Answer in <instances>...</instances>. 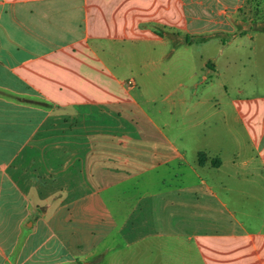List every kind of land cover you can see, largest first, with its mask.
I'll return each instance as SVG.
<instances>
[{"label": "crops", "instance_id": "crops-1", "mask_svg": "<svg viewBox=\"0 0 264 264\" xmlns=\"http://www.w3.org/2000/svg\"><path fill=\"white\" fill-rule=\"evenodd\" d=\"M244 3L0 0V264H194L184 250L194 251L199 264H264V89L231 101L249 154L241 165L230 163L234 172L224 181L218 180L228 163L221 151L203 150L188 160L175 145L161 141L144 147L140 141L114 144L104 150L102 131L96 128L89 144L85 123V112L95 110L96 118L102 108L127 121V112L137 105L131 91L139 84L120 79L117 59L111 65L104 59L105 54L116 58L124 50L118 52L117 44L141 42L151 45L150 51L161 47L162 59L176 52L172 46H202L213 39L220 44V57L223 33L233 31L226 11ZM198 8L207 9L208 16ZM146 25L163 27L167 33L161 37ZM260 35L264 33L253 31L238 37L252 43ZM236 39L232 35L229 40ZM215 65L214 58L202 60L196 86L208 87L211 77L225 72ZM250 77L255 80L256 75ZM10 96L42 99L53 107ZM29 150L64 155L58 161H40V172L34 161L16 165ZM25 168L30 174H23ZM160 168L163 173L151 175ZM137 178H143L144 192L127 200L123 222L117 225L114 215L104 212L103 202L124 203L109 192ZM232 179L257 184L260 191L256 197L240 194L230 199L226 185ZM153 185L157 191L149 189ZM216 185L224 187L223 199L213 190ZM105 193L111 199H105ZM60 202L66 204L60 207ZM42 205L46 208L40 213ZM31 213L37 220L25 232ZM57 217L69 220L58 224L53 219ZM89 217H96L97 224L95 263L86 260ZM153 249L160 251V258L152 263L146 255ZM169 250H180L178 258L170 257Z\"/></svg>", "mask_w": 264, "mask_h": 264}, {"label": "rangeland", "instance_id": "rangeland-1", "mask_svg": "<svg viewBox=\"0 0 264 264\" xmlns=\"http://www.w3.org/2000/svg\"><path fill=\"white\" fill-rule=\"evenodd\" d=\"M198 10L202 16H208L207 9L198 8ZM226 13L229 16L230 28L233 31L230 34L223 33V37L228 41L232 35H235L237 39L229 40V43L224 40L225 47L220 57L217 56L220 44H217L218 41L213 39L202 46H172L170 49H174L176 52L172 53L169 58L162 59L159 58V55L164 52L161 47L150 51L151 45L141 42L124 44L122 47L121 44H117L115 47L118 52L124 49L123 51L133 50L135 53L127 54L121 51L116 58L105 54L104 59L109 62V65L115 62V59L119 61H117V69L122 81L127 82L132 79L136 84H139V87L131 91L137 105L133 106L132 109L130 108L131 112H127V121L117 118V112L109 111L107 108H102L101 112L98 111L96 118L95 114L92 113L95 110L85 112L88 114V117H85L88 131L87 142L90 144L91 141H94L93 136L97 128L98 133L102 131L101 140H103L104 150L114 144H136L140 141V146L144 147L159 144L161 141L162 144L175 145L188 160L197 158V153L203 150L211 154H214V151H221V154H218L228 163L226 164L227 168L223 169L222 175L218 176V180L224 181L227 174L234 172L230 163L234 161L237 165H241L246 155L249 154V150L246 146L247 138L238 124L237 114L231 101L256 95L257 89H264V35H260L252 43L246 38L238 36L244 32L252 33V28L256 29L262 24L264 21V0H260L259 7H255L252 2H247L240 9L226 11ZM141 26L144 27L145 25ZM146 26L149 27V25ZM152 26L160 32L159 36L167 33L163 27ZM191 41L188 42L191 43ZM105 47L109 48L108 46ZM209 58L216 60L215 68L223 67L225 72L221 76L211 77L210 80L213 83L209 84L208 87V84L198 87L196 84L200 74L198 71L201 62ZM253 75H256L255 80L250 77ZM61 132L62 130L58 134ZM138 133L139 136H142L141 138ZM43 140L47 141V139ZM59 140L62 142L63 139ZM63 155L61 153L30 152L29 150L18 160L16 165L27 166L34 161L40 167L39 171L44 172L43 164H39L40 161L45 162L50 157L58 161ZM89 155L91 157L92 154L89 153ZM124 155L127 156L128 153L125 152ZM211 164L212 166L216 165L213 160ZM15 170L17 171V168ZM24 170L23 174H30L29 169L25 168ZM236 170L239 171L240 168ZM163 172L164 169L160 168L151 175ZM142 180L143 178L134 179L109 192L120 195L124 199V203L121 201L119 204L115 200L103 202L104 212L110 213L108 217L113 214L111 219L114 217L117 225H121L123 222L122 214L127 209L125 208L127 200H131V197H135V195L141 196L140 194L144 192L145 186ZM226 186L230 188V199L240 194L256 197L260 191L259 185L238 179L228 181ZM148 187L153 191H157L159 188L156 185ZM223 188L216 185L213 189L220 195L221 199L226 195ZM123 194H125V198ZM104 196L105 199H111L107 193ZM29 203L35 205V202ZM232 203L236 204V202ZM65 204L66 202H60V207ZM45 208L44 205L39 207L40 213ZM53 219L58 224H63L69 220V217ZM71 219L75 222L80 218ZM36 220L37 217L34 213L29 214L25 220V224L27 223V226H24L25 232L32 227ZM95 220L96 217H89L86 221L87 242L90 246L87 250L88 258L86 260L89 263L93 261L95 263L99 256L92 255L95 252L94 247L97 242ZM91 233L93 235H90ZM184 251L185 258L193 259L194 264H199L194 251ZM178 252L180 250H169V256L178 258ZM15 256L16 254L12 255L11 260ZM146 256L152 260V263L159 261L160 251L153 249L152 254L149 256L147 253Z\"/></svg>", "mask_w": 264, "mask_h": 264}, {"label": "trees", "instance_id": "trees-1", "mask_svg": "<svg viewBox=\"0 0 264 264\" xmlns=\"http://www.w3.org/2000/svg\"><path fill=\"white\" fill-rule=\"evenodd\" d=\"M247 2L254 3L255 4V7H259L260 6V0H245V3H247ZM149 27L154 31L155 34L159 35L160 32L156 28H154L152 25H149ZM252 30L253 31H258L260 33H264V21L262 22V24H260L258 26V28H256V29L255 28L254 29L252 28ZM243 34L244 33H241V35H243ZM198 40L199 41L200 40L202 41L203 39L199 38ZM185 42L188 43V40L185 39ZM10 97L13 98L14 100L18 101V102L30 103L32 105L39 106V107H42V108H45V109H50V108L53 107L50 103H48V102H46V101H44L42 99H40L38 101L37 100H35V101L34 100L33 101H27V100H21L20 98L15 97V96H10ZM262 143H264V138H263ZM199 159H200V162L203 163V161L205 159L204 154H200L199 155Z\"/></svg>", "mask_w": 264, "mask_h": 264}, {"label": "built area", "instance_id": "built-area-1", "mask_svg": "<svg viewBox=\"0 0 264 264\" xmlns=\"http://www.w3.org/2000/svg\"><path fill=\"white\" fill-rule=\"evenodd\" d=\"M129 84H130V85H133V84H134V82H133V81H129Z\"/></svg>", "mask_w": 264, "mask_h": 264}]
</instances>
